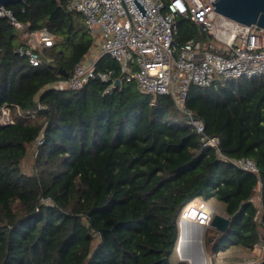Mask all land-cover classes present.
I'll list each match as a JSON object with an SVG mask.
<instances>
[{
	"label": "trees",
	"instance_id": "obj_1",
	"mask_svg": "<svg viewBox=\"0 0 264 264\" xmlns=\"http://www.w3.org/2000/svg\"><path fill=\"white\" fill-rule=\"evenodd\" d=\"M70 1L7 5L22 29L0 17V109L10 116L0 123V264H171L179 218L196 199L222 203L229 218L205 243L208 253L260 245L264 264V75L189 87L185 107L218 138V153L171 97L141 93L107 55L94 70L112 72L119 86L106 92L94 78L55 88L94 41ZM42 28L55 41L50 62L34 67L17 50ZM190 39L211 38L177 19L174 45ZM239 159L258 173L237 167Z\"/></svg>",
	"mask_w": 264,
	"mask_h": 264
},
{
	"label": "built area",
	"instance_id": "obj_2",
	"mask_svg": "<svg viewBox=\"0 0 264 264\" xmlns=\"http://www.w3.org/2000/svg\"><path fill=\"white\" fill-rule=\"evenodd\" d=\"M146 10L142 17L131 0H71L68 9L83 16L90 36L101 39L100 55L84 64H77L71 76L55 85L57 89L77 90L90 79L108 84L106 92L116 87L119 79L112 72L96 73L94 65L102 55L119 63L125 82H134L139 91L153 99L158 95L171 97L188 118V124L201 136L205 147L219 153L218 138L204 133L201 121L193 117L184 104L191 85L208 86L215 79L252 78L264 75V28L245 26L218 15L211 3L215 0H137ZM0 17H6L17 29L24 26L5 7ZM187 19L211 39L203 43L190 39L174 45L177 19ZM27 43L17 52L28 62L40 66L50 62L47 49L54 45V36L46 29L30 32ZM0 109V123L10 122L9 111ZM237 167L258 173L248 159L232 161ZM191 202L179 218L202 228H210L216 211L208 201Z\"/></svg>",
	"mask_w": 264,
	"mask_h": 264
},
{
	"label": "water",
	"instance_id": "obj_3",
	"mask_svg": "<svg viewBox=\"0 0 264 264\" xmlns=\"http://www.w3.org/2000/svg\"><path fill=\"white\" fill-rule=\"evenodd\" d=\"M22 0H0V8L6 7L12 3H16ZM137 10L139 11L140 15L144 17L146 10L137 0H131ZM214 5V11L233 22L238 24H242L245 26L256 25L260 28H264V0H215L211 3ZM61 75L67 76L66 73L59 70ZM116 86L120 85V82L116 80ZM188 120V118H186ZM229 225V218L224 215L215 214L212 222L211 227L216 229L218 232H225ZM192 229H197V231H193ZM202 227L192 224L188 222L185 227L179 226V239L183 233H188L189 237L192 240L188 241V243L184 244L182 247L178 245V250L183 253V258L193 260H198L202 256V241H201V231ZM193 231V232H192ZM197 247L198 252L192 251L191 247ZM200 261V260H198ZM165 262V261H164Z\"/></svg>",
	"mask_w": 264,
	"mask_h": 264
},
{
	"label": "rangeland",
	"instance_id": "obj_4",
	"mask_svg": "<svg viewBox=\"0 0 264 264\" xmlns=\"http://www.w3.org/2000/svg\"><path fill=\"white\" fill-rule=\"evenodd\" d=\"M100 43L101 39H95L92 43V47L89 50L88 54L83 59V63L87 64L91 60H94L97 58V56L100 53ZM48 56V54H47ZM8 114V111L5 110ZM35 148L31 147L28 149V154L26 155L25 159L22 161V169L25 173H29L33 164V153ZM200 199H196L194 204L198 205ZM209 205L213 207V209L216 211V214H221L220 209L215 208L212 205L213 200L208 201ZM192 223V222H191ZM193 224V223H192ZM180 226V224H178ZM217 231L213 227H210V232H208V228H203L201 231V241H202V256L205 260V264H260L262 262V250L261 246L257 245L253 251H246L243 250L240 247L232 248V250H227L225 252H220L216 256H212L210 253L206 251L205 243L207 240H210L211 242L214 240V236L216 235ZM192 251L198 252L197 247L192 246ZM178 250V243L176 247V252L174 256L172 257L171 264H191V262L188 259H184L180 254Z\"/></svg>",
	"mask_w": 264,
	"mask_h": 264
},
{
	"label": "bare ground",
	"instance_id": "obj_5",
	"mask_svg": "<svg viewBox=\"0 0 264 264\" xmlns=\"http://www.w3.org/2000/svg\"><path fill=\"white\" fill-rule=\"evenodd\" d=\"M188 218H183L182 221L180 222V226L181 227H185L188 222L186 221ZM193 231H197V229H192ZM192 231V232H193ZM192 240L191 237H189L188 233H183V235H181L180 240H178V245H180V247H182L184 244L188 243V241ZM181 256H183V253L181 252V248H180V253ZM200 260V261H198ZM198 260H193L190 259L191 264H205V260L203 258V256H201L200 258H198Z\"/></svg>",
	"mask_w": 264,
	"mask_h": 264
},
{
	"label": "crops",
	"instance_id": "obj_6",
	"mask_svg": "<svg viewBox=\"0 0 264 264\" xmlns=\"http://www.w3.org/2000/svg\"><path fill=\"white\" fill-rule=\"evenodd\" d=\"M99 55H100V53H99ZM99 55H98V56H99ZM98 56H97V57H98ZM212 205H213L215 208L220 209L221 214H223V213H222V210H223V204H222V203L213 200ZM232 248H236V247H231V248H229V249H227V250H232ZM227 250H226V251H227ZM261 250H262V246H261ZM224 252H225V251H224Z\"/></svg>",
	"mask_w": 264,
	"mask_h": 264
}]
</instances>
